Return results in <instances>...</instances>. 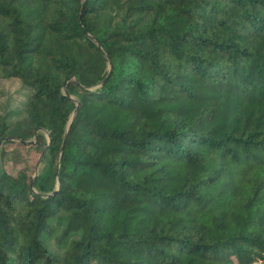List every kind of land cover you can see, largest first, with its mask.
Returning <instances> with one entry per match:
<instances>
[{"label":"trees","instance_id":"trees-1","mask_svg":"<svg viewBox=\"0 0 264 264\" xmlns=\"http://www.w3.org/2000/svg\"><path fill=\"white\" fill-rule=\"evenodd\" d=\"M0 75V264H264V0H0Z\"/></svg>","mask_w":264,"mask_h":264},{"label":"rangeland","instance_id":"rangeland-1","mask_svg":"<svg viewBox=\"0 0 264 264\" xmlns=\"http://www.w3.org/2000/svg\"><path fill=\"white\" fill-rule=\"evenodd\" d=\"M0 92L2 93V96H0V110L4 108V104L7 99L10 98V107L12 109H15L19 105L18 101H21L22 99L20 95L22 94L23 90L21 89L20 84L16 82L15 80L2 79L1 75H0ZM9 147H12V146H9ZM17 155L20 157V159H24V161H22L21 163L17 165V168H22L27 163L30 165H33L36 161V164L33 170V173L35 175L36 170H37V161H38L39 156L33 157L34 153L32 152L31 157H29L25 154L24 150L20 148L17 152ZM9 166H11V164H9L8 167ZM39 168H40V165H39ZM9 170H11L10 167H9Z\"/></svg>","mask_w":264,"mask_h":264},{"label":"water","instance_id":"water-1","mask_svg":"<svg viewBox=\"0 0 264 264\" xmlns=\"http://www.w3.org/2000/svg\"><path fill=\"white\" fill-rule=\"evenodd\" d=\"M106 57V56H105ZM75 112V111H74ZM72 119V118H71ZM71 121V120H70ZM69 128H70V123L68 124V127H67V130H66V137H67V134H68V132H69ZM66 137H65V139H66ZM65 139H64V141H63V143H62V145H61V148H60V154H59V157H58V163L60 162V158H61V155H62V152H63V149H64V143H65ZM28 143V142H27ZM0 145H1V143H0ZM45 150H46V147H45V149L42 151V153L40 154V156H39V158H38V161H37V170H36V173H35V176L38 174V171H39V165H40V160H41V157H42V155L44 154V152H45Z\"/></svg>","mask_w":264,"mask_h":264},{"label":"built area","instance_id":"built-area-1","mask_svg":"<svg viewBox=\"0 0 264 264\" xmlns=\"http://www.w3.org/2000/svg\"><path fill=\"white\" fill-rule=\"evenodd\" d=\"M254 264H259V262L257 261L256 263H254Z\"/></svg>","mask_w":264,"mask_h":264}]
</instances>
